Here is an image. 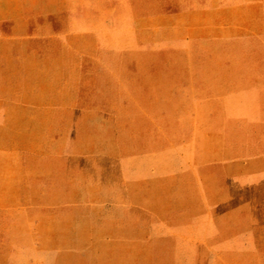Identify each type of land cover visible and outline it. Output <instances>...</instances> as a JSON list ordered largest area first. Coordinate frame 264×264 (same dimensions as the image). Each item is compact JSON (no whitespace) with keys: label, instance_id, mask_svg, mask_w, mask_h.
Wrapping results in <instances>:
<instances>
[{"label":"rangeland","instance_id":"374dc122","mask_svg":"<svg viewBox=\"0 0 264 264\" xmlns=\"http://www.w3.org/2000/svg\"><path fill=\"white\" fill-rule=\"evenodd\" d=\"M0 264H264V0H0Z\"/></svg>","mask_w":264,"mask_h":264}]
</instances>
